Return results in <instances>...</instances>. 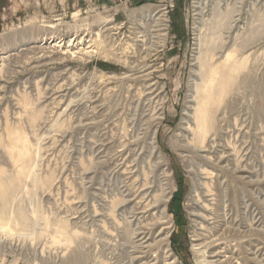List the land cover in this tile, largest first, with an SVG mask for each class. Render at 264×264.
Returning a JSON list of instances; mask_svg holds the SVG:
<instances>
[{
    "label": "rangeland",
    "instance_id": "1",
    "mask_svg": "<svg viewBox=\"0 0 264 264\" xmlns=\"http://www.w3.org/2000/svg\"><path fill=\"white\" fill-rule=\"evenodd\" d=\"M135 203L177 264H264V0H0V264H126Z\"/></svg>",
    "mask_w": 264,
    "mask_h": 264
},
{
    "label": "bare ground",
    "instance_id": "2",
    "mask_svg": "<svg viewBox=\"0 0 264 264\" xmlns=\"http://www.w3.org/2000/svg\"><path fill=\"white\" fill-rule=\"evenodd\" d=\"M156 19H158V18H156ZM153 26L155 27L156 24ZM116 27L117 26L115 24L109 25L108 27L105 26L103 30H101V29L99 30V33H98V31L96 33H93L97 37L98 34H100V32H107V34L105 36V40L108 39V43H109V59H113V60L122 59V56L117 57V54H120L119 50L122 51V49H123L122 47H121V49L116 48L117 44L115 42L114 35L118 32L117 30L119 29V27L118 28H116ZM161 29H165V28H161ZM113 30H115V31H113ZM156 30L157 29H153L152 32L156 31ZM93 34L91 36H89L90 38H88V39H84L81 37L79 40H75V38H72L67 43H62L61 41H54L52 43V40H50L49 43H52L50 46L60 48L61 54H64L65 56L70 55L72 57L81 58L83 56L90 57V56L94 55V53L108 55V52L106 50H104V49L101 50V48L99 47V44H97L95 46V38L96 37L93 38ZM122 61H124V60H122ZM101 74L103 75V73H101ZM109 77H110V75H109ZM221 79L223 80V78H221ZM152 143H154V142H152ZM130 153H131V151H130ZM128 194H130V193H128ZM127 196H126V198H127ZM141 196H143V195H141ZM128 201H130V200H128ZM165 201L166 200L158 201V204L164 205ZM139 202H141V201H139ZM124 204H125V202H124ZM126 204H127V202H126ZM135 205H136V203H135ZM149 206H152V205H149ZM136 207H137L136 208L137 211L135 214L140 215V216L137 217V222L134 224V227L132 228L131 233L129 231V233L131 234L130 235L131 240L129 239L128 245L131 248V251L129 253V257L126 261L127 262L126 264H157L160 261L163 262V264H177L176 259L174 257H172L171 248H170L169 244H167V242H166V240L169 236V228L171 226L169 224L170 222H168L167 219L165 220V216H164L165 214L164 215L162 214V216H160L156 220H155V218H154L155 216H154L153 217L154 219L153 220L150 219V222H144V221H146L147 217H149L148 215H151V214H149V210H148L149 208L147 207V209H145V206L144 207H142V206L138 207L137 205H136ZM165 208H166V206L162 210H164ZM138 209H139V211H138ZM135 214H134V217H135ZM145 214H147L146 217H145ZM160 214H161V212H160ZM130 215H132V214H130ZM141 218H142V220H141ZM128 219H132V218H128ZM130 221H132V220H130ZM7 224L9 225V222ZM158 224L159 225L163 224V226H162V228H160L159 231H155V232H157V234L155 237H153L154 236L153 235L154 230H155V228L158 227ZM164 224H166V225H164ZM197 236H199V235H197ZM127 242H128V240H127ZM220 252L221 251H217V252L214 251V253L211 252L212 254H210V256H209L212 259V260H210L211 263L218 264L222 261L219 258V257H221Z\"/></svg>",
    "mask_w": 264,
    "mask_h": 264
}]
</instances>
